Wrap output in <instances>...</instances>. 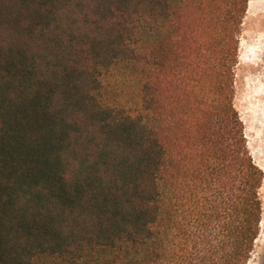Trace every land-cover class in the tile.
<instances>
[{"label":"trees","instance_id":"1","mask_svg":"<svg viewBox=\"0 0 264 264\" xmlns=\"http://www.w3.org/2000/svg\"><path fill=\"white\" fill-rule=\"evenodd\" d=\"M249 0H0V264H249L264 171L235 99ZM139 74L136 107L105 75Z\"/></svg>","mask_w":264,"mask_h":264},{"label":"rangeland","instance_id":"2","mask_svg":"<svg viewBox=\"0 0 264 264\" xmlns=\"http://www.w3.org/2000/svg\"><path fill=\"white\" fill-rule=\"evenodd\" d=\"M234 104L245 125L248 146L257 165L264 171V0H249L239 38ZM139 74L133 68L105 75V86L117 89L121 103L136 107ZM263 214L261 233L249 264H264V182L261 188ZM78 262V261H77ZM49 255H40L33 264H78Z\"/></svg>","mask_w":264,"mask_h":264}]
</instances>
